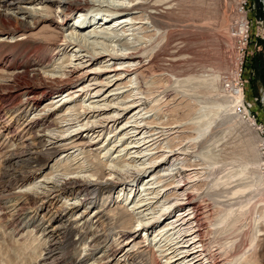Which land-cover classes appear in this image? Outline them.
I'll return each mask as SVG.
<instances>
[{"label": "bare ground", "instance_id": "1", "mask_svg": "<svg viewBox=\"0 0 264 264\" xmlns=\"http://www.w3.org/2000/svg\"><path fill=\"white\" fill-rule=\"evenodd\" d=\"M207 6L0 0V224L42 244L36 264H259L261 140L188 25ZM227 158L237 168L199 191ZM204 197L225 206L210 224Z\"/></svg>", "mask_w": 264, "mask_h": 264}, {"label": "rangeland", "instance_id": "2", "mask_svg": "<svg viewBox=\"0 0 264 264\" xmlns=\"http://www.w3.org/2000/svg\"><path fill=\"white\" fill-rule=\"evenodd\" d=\"M225 1L226 4L225 7H223L222 25L220 13L215 10V0H208L209 7H207L209 9L207 8V11L205 10L203 15H201L202 12H199L198 7L196 10L197 13L194 12L193 14L191 12L192 16L195 18L191 19L190 23L188 22V25L192 26L193 29L197 27L200 28V25L205 26V29L208 32L206 41V61L208 65L215 68L218 66L217 63L223 62L220 70L226 78H228V81L224 82V85L230 84L231 87V84L233 83L232 85H234L236 89H239L242 95V109L241 107L237 108V116L242 113L243 109L247 112L248 119H239L235 124L243 123L248 130L250 129L248 133L249 136L253 139L255 135L259 137L261 140V143L257 144L260 153L259 156L264 158V152H262L264 151V0ZM195 33L197 34L196 31ZM216 35L228 38L229 42H225L226 40H224V42L217 41ZM194 41L197 57L196 60H198L201 57L200 51L203 50V43L200 42L198 35L194 37ZM197 73H199V71ZM194 104H192L194 105V108H197V103L195 102ZM240 132L241 131L236 130L234 135L230 134L225 137V139H228V141H231L234 138L239 139L242 133ZM233 136L234 138H232ZM255 142L257 141L255 140ZM222 156L227 157L228 154L226 155L223 152V154L220 155V158ZM222 161L224 164L217 163L214 165L215 170L211 177H206V174H204L196 180L199 191L200 189L208 188L211 178L214 179V177H221L223 174L229 173L230 170L233 171L237 168L238 163L236 162V165L232 166L230 163L232 161L229 158L225 161L222 159ZM261 170L264 172V167L261 168ZM234 179L228 185H220L216 187L215 192L219 193V195H214L216 199L223 201V187L230 189L237 185V178L236 180ZM200 201L201 203L203 202V204L206 202V204H208L206 211L209 214L210 220L208 219L207 221L209 224L212 223V221H215L218 212L220 210L223 211L225 208L223 204L211 206L212 201L205 197ZM254 202L257 204L259 203L262 206V204H264L263 195L255 197ZM234 207H236V205H234ZM221 226H223V224ZM4 230L5 229H3L0 224V264H36L37 257L41 252L42 244L38 243L37 240L26 231H24L25 233L22 237H12L6 230ZM220 236L221 238L216 239L213 244H216V242H223V235ZM263 238L264 235L259 236V239L252 245V252L258 259L259 264H264ZM248 239L247 236H245V239L240 238V241L243 240L242 242H244V247H247L249 243ZM241 248H243V246Z\"/></svg>", "mask_w": 264, "mask_h": 264}]
</instances>
